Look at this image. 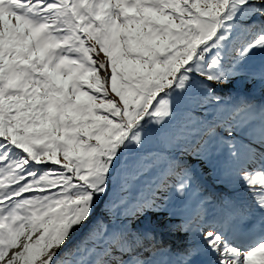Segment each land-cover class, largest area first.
<instances>
[{"label":"snow or ice","instance_id":"1","mask_svg":"<svg viewBox=\"0 0 264 264\" xmlns=\"http://www.w3.org/2000/svg\"><path fill=\"white\" fill-rule=\"evenodd\" d=\"M256 87L264 0H0V264H264Z\"/></svg>","mask_w":264,"mask_h":264},{"label":"rangeland","instance_id":"2","mask_svg":"<svg viewBox=\"0 0 264 264\" xmlns=\"http://www.w3.org/2000/svg\"><path fill=\"white\" fill-rule=\"evenodd\" d=\"M240 90L243 91V88L240 85H237L234 89H232V94L235 95L236 91ZM252 98L255 100V102H264V93L261 92L259 87H256L251 92ZM172 240H169L172 244H174L176 247H180L183 245L184 241L181 238V240H177L175 237H169Z\"/></svg>","mask_w":264,"mask_h":264},{"label":"bare ground","instance_id":"3","mask_svg":"<svg viewBox=\"0 0 264 264\" xmlns=\"http://www.w3.org/2000/svg\"><path fill=\"white\" fill-rule=\"evenodd\" d=\"M169 240H172V239H170V238H168Z\"/></svg>","mask_w":264,"mask_h":264}]
</instances>
